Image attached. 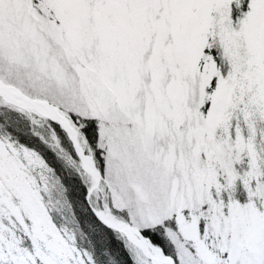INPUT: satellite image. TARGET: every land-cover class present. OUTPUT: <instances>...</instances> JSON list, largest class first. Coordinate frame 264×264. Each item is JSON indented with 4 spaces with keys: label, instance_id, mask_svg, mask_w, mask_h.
<instances>
[{
    "label": "snow or ice",
    "instance_id": "6c2138e0",
    "mask_svg": "<svg viewBox=\"0 0 264 264\" xmlns=\"http://www.w3.org/2000/svg\"><path fill=\"white\" fill-rule=\"evenodd\" d=\"M0 264H264V0H0Z\"/></svg>",
    "mask_w": 264,
    "mask_h": 264
}]
</instances>
